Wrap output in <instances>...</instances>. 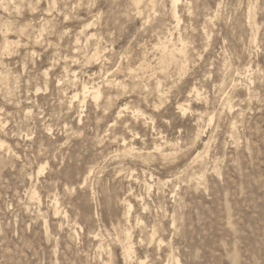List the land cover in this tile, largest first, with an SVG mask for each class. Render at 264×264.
<instances>
[{
  "label": "rangeland",
  "instance_id": "obj_1",
  "mask_svg": "<svg viewBox=\"0 0 264 264\" xmlns=\"http://www.w3.org/2000/svg\"><path fill=\"white\" fill-rule=\"evenodd\" d=\"M0 1V264H264V0Z\"/></svg>",
  "mask_w": 264,
  "mask_h": 264
},
{
  "label": "bare ground",
  "instance_id": "obj_2",
  "mask_svg": "<svg viewBox=\"0 0 264 264\" xmlns=\"http://www.w3.org/2000/svg\"><path fill=\"white\" fill-rule=\"evenodd\" d=\"M151 1V0H150ZM178 0H173V2H172V9H173V15H174V17H175V19H176V21L178 20V17H177V15H176V12H175V4H176V2H177ZM1 2V1H0ZM4 2V1H3ZM20 3V2H19ZM151 3V2H150ZM150 3H148V4H150ZM154 3V2H153ZM2 4V3H1ZM137 4H139L138 2H137ZM8 5H10V4H8ZM146 5V4H145ZM153 5V4H152ZM3 5H1L0 7H2ZM5 6H6V4H5ZM21 6V5H20ZM4 7V6H3ZM17 7V6H16ZM15 7V8H16ZM22 7V6H21ZM150 8V7H149ZM1 9V8H0ZM3 9V8H2ZM17 9V8H16ZM4 10V9H3ZM18 10V9H17ZM28 10V9H27ZM147 10V9H146ZM149 10V9H148ZM5 11L7 12L8 10H6L5 9ZM15 11V10H14ZM13 12V11H12ZM18 12V11H17ZM139 12V11H138ZM137 12V13H138ZM20 13V12H19ZM21 14V13H20ZM139 14H140V12H139ZM15 15V14H14ZM8 21V20H7ZM26 21V20H25ZM6 23V22H5ZM29 24V23H28ZM24 25V24H23ZM25 26V25H24ZM89 26H90V24H87L85 27H86V29L87 28H89ZM12 27V26H11ZM17 27H19V26H17ZM23 28V27H22ZM9 29V28H8ZM85 29V28H84ZM14 30V29H13ZM12 30V31H13ZM25 30V29H24ZM6 31V30H5ZM19 31V30H18ZM42 31V30H41ZM40 31V32H41ZM4 32V31H3ZM10 32V31H9ZM26 32V31H25ZM39 32V33H40ZM6 33V32H5ZM85 33V32H84ZM7 34V33H6ZM5 34V35H6ZM25 34V33H24ZM10 35H11V33H10ZM13 35V34H12ZM18 35V34H17ZM20 35V34H19ZM23 36V35H22ZM79 36V35H78ZM88 36V35H87ZM93 35H91L89 38H91ZM4 37V36H3ZM2 37V38H3ZM18 37V36H17ZM20 37H21V35H20ZM63 37V36H62ZM98 37V36H97ZM22 38V37H21ZM25 39V38H24ZM27 39V38H26ZM87 39V38H86ZM12 40V39H11ZM37 40V39H36ZM98 40V39H97ZM28 41V40H27ZM89 41V40H88ZM91 41V40H90ZM5 42V41H4ZM33 42H35V41H33ZM37 42V41H36ZM15 43H18V42H15ZM24 43V42H23ZM6 44V48H8V45L10 44L9 42H6L5 43ZM32 44H34V43H32ZM159 44H161V43H159ZM167 44V43H166ZM170 44V43H169ZM18 45H21V44H18ZM17 45V46H18ZM24 45V44H23ZM28 45V44H27ZM37 45V44H36ZM174 45V44H173ZM163 46V45H162ZM168 46V45H167ZM160 47V46H159ZM166 47V46H165ZM174 47V46H173ZM4 48V47H3ZM5 49V48H4ZM166 49V48H165ZM164 49V50H165ZM168 49V48H167ZM166 49V50H167ZM177 49V48H176ZM175 49V50H176ZM7 50V49H6ZM5 50V51H6ZM162 50V49H161ZM171 50V49H170ZM9 51V50H8ZM168 51V50H167ZM174 51V50H173ZM178 51V54L181 56V53L182 52H179V50H177ZM186 51V50H185ZM160 52V51H159ZM163 52V51H162ZM165 52V51H164ZM176 52V51H175ZM79 53V52H78ZM166 53V52H165ZM177 53V52H176ZM3 54V53H2ZM31 54H32V52H31ZM88 54V53H87ZM163 54V53H162ZM167 54V56H168V52L166 53ZM6 55V54H5ZM183 55H185V54H183ZM93 56V55H92ZM95 57V56H94ZM172 57H173V55H172ZM92 57H90V59H91ZM161 58V57H160ZM168 58V57H167ZM176 58V57H175ZM163 59H164V56H163ZM178 59V58H177ZM181 59H182V57H181ZM185 59V58H184ZM176 60V59H175ZM174 60V61H175ZM179 60V59H178ZM162 61V60H161ZM170 63V62H169ZM173 63V62H172ZM163 64V63H162ZM1 65V64H0ZM172 65V64H171ZM162 67V66H161ZM165 70H166V68L165 67H163ZM163 68H161V69H163ZM155 69V68H154ZM159 70V71H161V73L164 71H162V70ZM65 70V69H64ZM175 72V71H174ZM69 73V72H68ZM157 73V72H156ZM3 74V73H2ZM6 74V73H5ZM63 75V74H62ZM5 75H3V77H4ZM8 76V75H7ZM74 76V75H73ZM1 77V76H0ZM6 77V76H5ZM1 79V78H0ZM69 79V78H68ZM4 80H5V78H4ZM6 80H8V79H6ZM75 80V79H74ZM162 80V79H161ZM14 81V80H13ZM59 81V80H58ZM57 81V82H58ZM70 81V80H69ZM165 81V80H164ZM66 82H68L67 80H66ZM7 83H8V81H7ZM64 83V82H63ZM5 84V83H4ZM3 84V85H4ZM57 84V83H56ZM59 84V83H58ZM122 84V83H121ZM11 85V84H10ZM63 85V84H62ZM69 85V84H68ZM113 86V85H112ZM111 86V87H112ZM117 87H119L118 85H116ZM115 86V87H116ZM107 87H109V86H107ZM156 88V87H155ZM154 88V89H155ZM157 88H158V86H157ZM172 89V88H171ZM112 90V89H111ZM156 92H157V89H156ZM152 93V92H151ZM73 94V93H72ZM157 94V93H156ZM162 93H159V95H161ZM165 95V94H164ZM100 97H101V90H100V87L99 86H91V87H89L88 85H85V84H83L82 86H81V89H80V91L79 92H76V93H74L72 96H71V100H74V101H77V100H79V98H82V101L79 103V104H81V105H84L85 104V99L86 98H89L90 100L92 99L93 100V102L94 101H98L99 99H100ZM164 97V96H163ZM158 98V97H157ZM159 99V98H158ZM164 99V98H163ZM186 99L187 100H185L184 102L182 101V103H179V104H177L176 106L177 107H175L176 108V110H177V112H178V114L180 113V114H182V115H185V114H187V113H190V112H192V108H191V106H190V102L191 101H194V100H196V101H198V100H200V94H199V92H198V90H197V88H195L194 86L192 87V89L189 91V95H188V98L186 97ZM111 101V100H110ZM160 101V100H159ZM162 103H163V101H161ZM160 102V103H161ZM95 103V102H94ZM104 103V102H103ZM148 104V103H147ZM106 105V104H105ZM159 105V104H158ZM157 105V106H158ZM162 106V105H161ZM159 107H160V105H159ZM158 108V107H157ZM194 108H195V106H194ZM126 108L125 107H123L122 109H121V111H124ZM153 109V111H154V108H152ZM156 110V109H155ZM175 110V111H176ZM120 111V112H121ZM193 111H196L197 112V109H195V110H193ZM143 113V112H142ZM133 115L134 116H136L137 118L138 117H140V115L143 117L144 115H142L141 114V112H139V111H133ZM146 116V115H145ZM133 117V116H132ZM150 117V116H149ZM148 117V118H149ZM191 117V116H190ZM136 118V119H137ZM134 119H135V117H134ZM139 119V118H138ZM144 119V118H143ZM146 120V119H145ZM145 120H144V122H145ZM140 121V120H139ZM143 122V123H144ZM148 122V121H147ZM152 123V122H151ZM136 134V133H135ZM161 134V133H160ZM159 135V134H158ZM138 136V135H137ZM135 137V136H134ZM160 137H161V135H160ZM158 139H159V137H158ZM158 139H155V140H158ZM167 139V138H166ZM169 140V139H168ZM152 141H154V140H152ZM174 142V141H173ZM122 143H123V146L125 147V148H127V149H125V150H127V151H124V152H128V154H131V152L133 151L134 152V148H132V146L128 149V146H127V144H126V140L125 139H123L122 140ZM158 143H159V141H158ZM165 143H166V141H165ZM134 144V143H133ZM168 144V143H167ZM173 144H175V143H173ZM172 144V145H173ZM165 145V144H164ZM171 146V145H170ZM170 146H169V148H170ZM174 146H177V145H174ZM4 147H7V146H5V143L3 142V141H1V139H0V149H3ZM158 147H159V145H158ZM164 147V146H163ZM162 147V148H163ZM123 148V147H122ZM161 148V149H162ZM178 148V147H177ZM135 149H138L137 147H135ZM153 149V148H152ZM157 149H159V148H157ZM156 149V151L155 152H157L158 150ZM160 149V150H161ZM185 149V148H184ZM8 150V149H7ZM10 150V149H9ZM123 150V149H122ZM155 150V149H154ZM159 150V151H160ZM167 150V149H166ZM180 150V149H179ZM142 151H143V149H142ZM142 151H140V153H142ZM148 151V150H147ZM174 151H175V149H174ZM154 152V151H153ZM171 152H173V151H171ZM135 153H137V152H135ZM145 153V152H144ZM147 153V152H146ZM152 153V152H151ZM163 153V152H162ZM161 153V154H162ZM164 153H165V151H164ZM163 153V154H164ZM167 153V152H166ZM170 153V152H169ZM176 153V152H175ZM183 153H185V152H183ZM126 154V153H125ZM160 154V153H159ZM134 155V154H133ZM148 155H150L149 153H148ZM152 155V154H151ZM150 155V156H151ZM170 155V154H169ZM150 156H143V155H138V158L139 159H142L143 161H147V160H149L148 158L150 157ZM153 156H154V154H153ZM163 156V155H162ZM156 157V156H155ZM154 157V158H155ZM163 157H166V158H168L167 156H163ZM186 157H187V155H186ZM137 158V157H136ZM165 158V159H166ZM198 158V157H197ZM139 159H138V161H139ZM158 159V162H160L159 161V158H156V160ZM135 160H137V159H135ZM181 160V159H180ZM183 160V159H182ZM165 160H163V162H164ZM175 161V160H174ZM162 162V161H161ZM162 162V163H163ZM178 162V161H177ZM147 163V162H146ZM167 163H169V161L167 162ZM194 163V162H193ZM158 164V163H157ZM166 164V163H165ZM144 165V164H143ZM167 165V164H166ZM149 166H150V164H149ZM147 167V166H146ZM162 167H164V166H162ZM45 169V165H40V167H39V169H38V172H37V175H39L40 173H42L43 172V170ZM149 171V170H148ZM146 172V171H145ZM144 172V173H145ZM180 172V171H179ZM143 174V173H142ZM149 174V173H148ZM132 175V174H131ZM131 175H130V177H131ZM145 175V174H144ZM152 175H153V173H152ZM152 175H148V178L150 177V179L149 180H152L153 179V176ZM201 176V175H200ZM197 179V178H196ZM160 181V180H159ZM144 182V181H143ZM145 183V182H144ZM159 183V182H158ZM145 185H146V187L149 189L151 186L149 185V183H145ZM33 192V191H32ZM35 192H33L32 193V196H35ZM136 196V195H135ZM134 196V197H135ZM138 199V198H137ZM129 200V199H128ZM127 199L126 200H124V201H122L123 202V204H124V212H126V217H127V220H130L129 218H130V214H131V212H132V210H133V204H132V202H130V201H128ZM55 202H56V200H55ZM122 208V209H123ZM56 211H57V209H56ZM123 215V214H122ZM123 218V217H122ZM125 218V217H124ZM123 221H125V220H123ZM127 223V222H126ZM124 226V225H123ZM125 228V227H124ZM119 231V230H118ZM126 231V230H125ZM124 232V231H123ZM151 233V232H150ZM155 233V232H154ZM154 233H152V238L154 237ZM128 233L126 232V235H127ZM151 236V235H150ZM97 237V234H95L94 235V237L93 238H96ZM125 238H126V240H127V244L125 245V244H123V245H125V247H124V255H122V256H124V258L126 259V260H129L130 261V259H131V256H132V245H131V243H130V235L128 234L127 236H124ZM124 237H123V239H124ZM116 239V238H115ZM125 240V239H124ZM117 241V240H116ZM152 241V240H151ZM158 243L159 244H161L162 243V240H158ZM117 244V243H116ZM121 246V245H120ZM123 247V246H122ZM122 250V249H121ZM122 250V251H123ZM139 264H142V261H140L139 262Z\"/></svg>",
  "mask_w": 264,
  "mask_h": 264
}]
</instances>
